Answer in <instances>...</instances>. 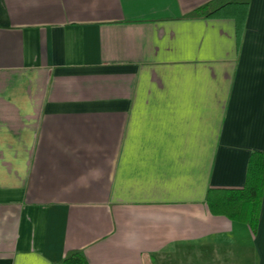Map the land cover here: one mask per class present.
<instances>
[{
	"label": "crops",
	"instance_id": "0c3cea01",
	"mask_svg": "<svg viewBox=\"0 0 264 264\" xmlns=\"http://www.w3.org/2000/svg\"><path fill=\"white\" fill-rule=\"evenodd\" d=\"M0 0V264H264L210 211L264 153V0Z\"/></svg>",
	"mask_w": 264,
	"mask_h": 264
},
{
	"label": "trees",
	"instance_id": "16d2710c",
	"mask_svg": "<svg viewBox=\"0 0 264 264\" xmlns=\"http://www.w3.org/2000/svg\"><path fill=\"white\" fill-rule=\"evenodd\" d=\"M249 0H213L199 7L196 14H213L228 4H247ZM264 188V153L253 152L247 165L246 181L241 188L209 189L207 203L214 214H223L231 219L247 222L253 232L259 220ZM65 264H87L80 250H72L63 258Z\"/></svg>",
	"mask_w": 264,
	"mask_h": 264
}]
</instances>
